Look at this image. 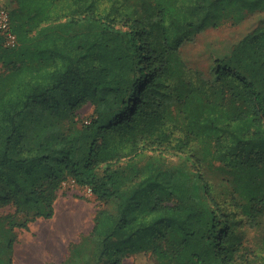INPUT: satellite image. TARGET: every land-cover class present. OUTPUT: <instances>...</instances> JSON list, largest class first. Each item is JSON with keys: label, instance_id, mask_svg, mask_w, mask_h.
I'll list each match as a JSON object with an SVG mask.
<instances>
[{"label": "trees", "instance_id": "obj_1", "mask_svg": "<svg viewBox=\"0 0 264 264\" xmlns=\"http://www.w3.org/2000/svg\"><path fill=\"white\" fill-rule=\"evenodd\" d=\"M0 203L52 218L68 179L103 204L101 259L264 264V17L191 75L181 46L264 0H0ZM20 15L24 19L18 22ZM93 116L63 130L49 114ZM28 226L27 223L24 224Z\"/></svg>", "mask_w": 264, "mask_h": 264}, {"label": "rangeland", "instance_id": "obj_2", "mask_svg": "<svg viewBox=\"0 0 264 264\" xmlns=\"http://www.w3.org/2000/svg\"><path fill=\"white\" fill-rule=\"evenodd\" d=\"M262 17L264 12L255 13L239 24L210 28L184 42L181 54L191 75L211 78L215 59L228 53ZM17 21L24 19L19 15ZM5 69L0 56V74ZM93 114L94 107L88 104L75 114L68 110L50 113L49 119L66 130L74 122L82 124ZM4 193L0 186V195ZM101 207L116 212L117 200L103 204L88 186H80L73 179L63 182L52 218L35 217L33 212L19 210L13 203H0V264H109L100 257L102 239L92 232ZM124 264L152 262L140 253L128 256Z\"/></svg>", "mask_w": 264, "mask_h": 264}, {"label": "built area", "instance_id": "obj_3", "mask_svg": "<svg viewBox=\"0 0 264 264\" xmlns=\"http://www.w3.org/2000/svg\"><path fill=\"white\" fill-rule=\"evenodd\" d=\"M0 35L3 36L5 46H15L17 35L12 29L11 16L7 8L0 6Z\"/></svg>", "mask_w": 264, "mask_h": 264}]
</instances>
